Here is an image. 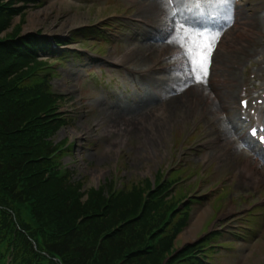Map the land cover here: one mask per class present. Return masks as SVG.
<instances>
[{"label": "rangeland", "instance_id": "1", "mask_svg": "<svg viewBox=\"0 0 264 264\" xmlns=\"http://www.w3.org/2000/svg\"><path fill=\"white\" fill-rule=\"evenodd\" d=\"M128 9L132 15L169 28V33L131 26L121 29L126 33L121 43H104L98 33L83 35L90 25ZM263 9L264 0H230L228 4L223 0H44L27 10L22 25L24 33L41 32L51 40L68 41L75 36L76 42L69 47L119 58L139 70L149 68L164 52L183 50L181 70L152 74L149 79L103 62L92 64L88 55L57 63L53 89L66 95L61 110L70 119L54 139L72 142L73 154L62 161L83 181V190L111 179L118 186L147 178L154 181L159 169L169 173L185 167L189 183L196 188L200 182L195 192L200 201L193 204L176 244L193 242L207 230L221 232L213 243L210 264H264V181L254 188L243 183L240 173L250 160L259 163L264 175V156L242 134L237 97L243 76L235 67L244 61L242 52L260 53L256 70L264 75ZM20 20L17 16L14 23ZM250 22L253 32L244 29ZM217 31L220 35L209 58L206 82H197L186 49L193 46L196 33ZM128 35L132 41L126 40ZM130 49L136 52L122 59ZM230 69L235 71L233 76ZM230 91L233 99H227ZM141 109L148 110L152 119L126 128L127 115ZM230 205L232 211H228ZM203 209L201 224L183 237ZM250 209L254 210L247 212Z\"/></svg>", "mask_w": 264, "mask_h": 264}, {"label": "trees", "instance_id": "2", "mask_svg": "<svg viewBox=\"0 0 264 264\" xmlns=\"http://www.w3.org/2000/svg\"><path fill=\"white\" fill-rule=\"evenodd\" d=\"M29 3L44 0H0V264H208L196 251L210 235L174 246L191 205L176 209L192 185L169 190L177 178L164 182L160 171L155 183L83 190L62 169L70 151L67 138L54 139L66 124L62 98L52 73L40 75L48 65L40 52H54L49 38L21 35Z\"/></svg>", "mask_w": 264, "mask_h": 264}, {"label": "bare ground", "instance_id": "3", "mask_svg": "<svg viewBox=\"0 0 264 264\" xmlns=\"http://www.w3.org/2000/svg\"><path fill=\"white\" fill-rule=\"evenodd\" d=\"M253 23H255L254 19L252 20ZM251 26H247L245 24V28L247 31H251L253 32V27H252V22H250ZM257 26V25H255ZM252 35V34H251ZM251 35H248V39H250L252 36ZM136 52L135 49H130L128 50L125 54L122 55V59L124 60H127L129 59L134 53ZM165 53H162L161 55H159L158 59L159 60L161 57H163ZM157 61H155L156 63ZM231 73V76H233L235 74V71L234 69H230L229 70V75ZM226 80V79H225ZM233 94L231 91L227 97V99H233ZM226 99V100H227ZM230 101V100H229ZM231 103V101H230ZM162 112V111H161ZM159 113V112H157ZM148 110H145V109H141L138 113H133L131 114L130 116L127 115V119L125 120V123H126V128L131 125V124H134V123H137L139 122L140 120L142 119H145V118H149V119H152L151 116H148ZM163 114V113H162ZM151 115V114H149ZM148 116V117H147ZM147 119V120H149ZM139 120V121H138ZM143 124V122H141L139 126H141ZM122 129V128H119V130ZM240 173H241V177L243 179V183L245 184H251L255 187H258L259 185L262 184V182L264 181V175L262 174L261 172V168H260V165L259 163H256V162H251L250 160H247L243 165L242 167H240ZM233 205H230L229 208H228V211H232L233 210ZM205 214V210H200V214H196L194 219L192 220V225L188 228V230H186V232H184L182 235L183 237H188V234H191L192 231L195 229L196 226H199L201 224V220L203 218Z\"/></svg>", "mask_w": 264, "mask_h": 264}, {"label": "snow or ice", "instance_id": "4", "mask_svg": "<svg viewBox=\"0 0 264 264\" xmlns=\"http://www.w3.org/2000/svg\"><path fill=\"white\" fill-rule=\"evenodd\" d=\"M224 4L230 3V0H223ZM231 19V17H229ZM220 32L217 31L215 34L196 33L197 39L192 41V47L186 49V54L190 57L192 64L191 71L196 73L195 79L197 82H206L208 76V63L211 57L212 51L215 48V41L218 40ZM188 39L187 37L185 38ZM201 41H207V43H200ZM183 46V45H182ZM202 73V75H201ZM241 103L247 106V101L242 100ZM264 130V129H262ZM256 135L255 129L252 132ZM261 142H264V136L260 137Z\"/></svg>", "mask_w": 264, "mask_h": 264}]
</instances>
